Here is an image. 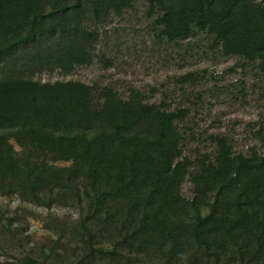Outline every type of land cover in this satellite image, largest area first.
Instances as JSON below:
<instances>
[{"label": "trees", "instance_id": "1", "mask_svg": "<svg viewBox=\"0 0 264 264\" xmlns=\"http://www.w3.org/2000/svg\"><path fill=\"white\" fill-rule=\"evenodd\" d=\"M135 1L0 0V197L44 207L49 233L25 251L23 217L2 213V243L21 252L0 264H264V152L218 135L192 158L187 109L33 78L91 63L107 18ZM143 1L159 38L204 34L264 75V0Z\"/></svg>", "mask_w": 264, "mask_h": 264}, {"label": "rangeland", "instance_id": "2", "mask_svg": "<svg viewBox=\"0 0 264 264\" xmlns=\"http://www.w3.org/2000/svg\"><path fill=\"white\" fill-rule=\"evenodd\" d=\"M147 9L145 1L136 0L134 7L121 15H110L101 27L91 63L69 73L60 69L37 71L34 80H80L98 90L111 86L124 96L137 89L151 102L163 101L169 109L185 108L188 115L179 126L184 154L192 158L214 152L212 137L218 135L225 136L237 153L263 154L264 144L254 134L264 126V75L257 64L243 65L245 62L236 56L222 55L210 48L211 40L204 34L178 43L163 40L156 35ZM259 54H264V49ZM187 74L193 78L186 81ZM190 190L186 181L182 191L188 196ZM53 211L70 213L68 209ZM16 212L23 217L19 224L22 236H26L21 249L44 242L49 235L42 221L47 210L0 197V218ZM2 237L0 233V261L11 254L19 256V246H4Z\"/></svg>", "mask_w": 264, "mask_h": 264}]
</instances>
